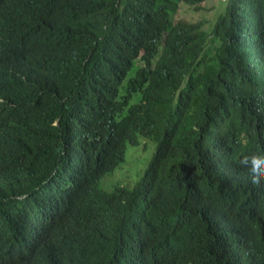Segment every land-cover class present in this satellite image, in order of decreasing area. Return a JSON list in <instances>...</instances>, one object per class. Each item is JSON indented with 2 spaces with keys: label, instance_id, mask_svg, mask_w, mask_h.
I'll return each mask as SVG.
<instances>
[{
  "label": "trees",
  "instance_id": "trees-1",
  "mask_svg": "<svg viewBox=\"0 0 264 264\" xmlns=\"http://www.w3.org/2000/svg\"><path fill=\"white\" fill-rule=\"evenodd\" d=\"M206 1L0 0V264H264V0Z\"/></svg>",
  "mask_w": 264,
  "mask_h": 264
},
{
  "label": "rangeland",
  "instance_id": "rangeland-1",
  "mask_svg": "<svg viewBox=\"0 0 264 264\" xmlns=\"http://www.w3.org/2000/svg\"><path fill=\"white\" fill-rule=\"evenodd\" d=\"M221 4L222 2L220 3L219 0H207L202 11L187 10L183 11V14L192 20L198 18L213 20ZM137 137L136 144H126L123 161L113 171L104 174L98 181L100 188L112 190L115 185L133 188L139 184V180L155 152L156 144L153 140L142 135Z\"/></svg>",
  "mask_w": 264,
  "mask_h": 264
},
{
  "label": "clouds",
  "instance_id": "clouds-1",
  "mask_svg": "<svg viewBox=\"0 0 264 264\" xmlns=\"http://www.w3.org/2000/svg\"><path fill=\"white\" fill-rule=\"evenodd\" d=\"M249 175L253 177L252 183L258 185L261 182V179L264 178V160L254 159L251 162Z\"/></svg>",
  "mask_w": 264,
  "mask_h": 264
}]
</instances>
